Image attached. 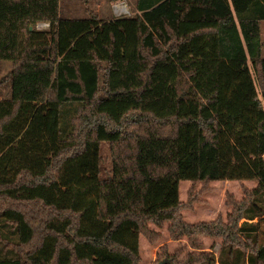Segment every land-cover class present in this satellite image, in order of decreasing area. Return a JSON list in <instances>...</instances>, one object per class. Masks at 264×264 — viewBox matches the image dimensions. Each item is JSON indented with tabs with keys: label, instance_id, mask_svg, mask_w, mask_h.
Masks as SVG:
<instances>
[{
	"label": "trees",
	"instance_id": "1",
	"mask_svg": "<svg viewBox=\"0 0 264 264\" xmlns=\"http://www.w3.org/2000/svg\"><path fill=\"white\" fill-rule=\"evenodd\" d=\"M135 9L61 17L59 0H0V264H139L149 224L187 239L155 264H264V0ZM220 180L255 186L227 196L225 217L185 221Z\"/></svg>",
	"mask_w": 264,
	"mask_h": 264
},
{
	"label": "rangeland",
	"instance_id": "2",
	"mask_svg": "<svg viewBox=\"0 0 264 264\" xmlns=\"http://www.w3.org/2000/svg\"><path fill=\"white\" fill-rule=\"evenodd\" d=\"M110 1L111 0H59V15L61 17H87L89 16V12L86 11L87 9H91L93 11L96 9L98 10V13H94L100 18L105 19V6L107 4L110 7V5L108 4ZM119 1L120 0H117V2ZM118 6L119 5L115 7ZM121 15H128V13H123ZM115 16L118 15L115 14ZM259 26L261 39L264 42V21H260ZM35 27L38 29H46L48 26L38 24L35 25ZM262 55L264 56V46L262 49ZM248 65L250 67V72L253 77L250 62L248 63ZM11 69L12 63L9 60H0V98H7L11 95V82L6 78V76L10 73ZM100 163L102 175L105 176V173L108 172L110 168V155L108 146L105 143H103L101 146ZM243 185L245 184L236 180H220L211 182L209 184L211 190L207 192H201L199 194V200L193 203L191 209L182 210L184 220L188 222H196L201 220H210L217 217L218 215L225 217V215L231 210V208L226 204L227 196L229 194H232L235 199H240L243 196ZM246 185L252 186L253 182H246ZM201 187V184H197L194 187V191H199ZM189 189V181H180L179 195L182 201H187ZM149 225V228L154 232L158 233L159 237L155 242H149L144 235H140L139 264H155L157 257L162 252V248H160L162 245H165L169 252H173L178 245H185L187 243L186 237H183L179 241L171 240L167 231V224L164 225V227H157L156 225L152 224ZM200 240L203 243L202 250L209 251L210 249V251L213 253L217 252L221 241L220 239L206 237H200Z\"/></svg>",
	"mask_w": 264,
	"mask_h": 264
},
{
	"label": "crops",
	"instance_id": "3",
	"mask_svg": "<svg viewBox=\"0 0 264 264\" xmlns=\"http://www.w3.org/2000/svg\"><path fill=\"white\" fill-rule=\"evenodd\" d=\"M108 4L110 5V7L106 4V6H105V19L110 18L112 16H115L116 13H115V10H114V6H117V5H120V4H123L124 5V7L127 10L128 15L133 14V13L136 12V9H135V0H133V1L132 0L131 1H129V0H120L119 2H117V0H111ZM129 6H130V8H129ZM65 9H67V8H65ZM68 10H70V9H68ZM86 11L87 12L92 11V12L98 13V10H96V9L94 11L91 10V9H89V10L87 9ZM263 58H264V56H263ZM263 67H264V60H263ZM256 90H257V93H258L257 86H256ZM246 182H253V181H244V182L242 181V183L245 184V185H246ZM246 186L249 187V188H253L255 186V182H253V185L252 186H248V185H246ZM215 218H213V219H215ZM213 219H210V220H213ZM201 221H203V220H201ZM205 221H208V220H205Z\"/></svg>",
	"mask_w": 264,
	"mask_h": 264
},
{
	"label": "built area",
	"instance_id": "4",
	"mask_svg": "<svg viewBox=\"0 0 264 264\" xmlns=\"http://www.w3.org/2000/svg\"><path fill=\"white\" fill-rule=\"evenodd\" d=\"M114 10H115V13L117 15H121L123 13H127V10H126V8L124 7L123 4H120L118 7L114 6ZM38 24L48 26V23H38ZM38 24H36V25H38Z\"/></svg>",
	"mask_w": 264,
	"mask_h": 264
},
{
	"label": "water",
	"instance_id": "5",
	"mask_svg": "<svg viewBox=\"0 0 264 264\" xmlns=\"http://www.w3.org/2000/svg\"><path fill=\"white\" fill-rule=\"evenodd\" d=\"M30 28H32V27H30ZM159 264H161V263H159Z\"/></svg>",
	"mask_w": 264,
	"mask_h": 264
}]
</instances>
